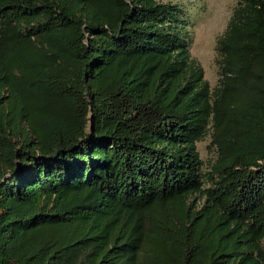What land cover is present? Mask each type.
Instances as JSON below:
<instances>
[{"label": "trees", "instance_id": "1", "mask_svg": "<svg viewBox=\"0 0 264 264\" xmlns=\"http://www.w3.org/2000/svg\"><path fill=\"white\" fill-rule=\"evenodd\" d=\"M188 43L167 0H0V264H264V0L211 87Z\"/></svg>", "mask_w": 264, "mask_h": 264}, {"label": "rangeland", "instance_id": "2", "mask_svg": "<svg viewBox=\"0 0 264 264\" xmlns=\"http://www.w3.org/2000/svg\"><path fill=\"white\" fill-rule=\"evenodd\" d=\"M176 3L186 18L188 50L202 68V76L211 87L216 81L214 39L226 22L235 0H167ZM208 131L195 141V148L205 170L214 157Z\"/></svg>", "mask_w": 264, "mask_h": 264}]
</instances>
